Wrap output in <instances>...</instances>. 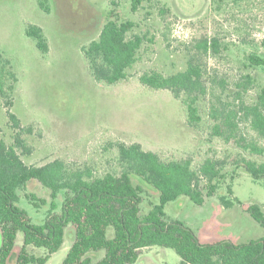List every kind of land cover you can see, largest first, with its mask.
I'll use <instances>...</instances> for the list:
<instances>
[{"label": "rangeland", "instance_id": "1", "mask_svg": "<svg viewBox=\"0 0 264 264\" xmlns=\"http://www.w3.org/2000/svg\"><path fill=\"white\" fill-rule=\"evenodd\" d=\"M47 1L49 12L42 10L37 0H0V52L9 59L17 77L11 106L0 103V138L10 144L18 131L7 116L8 110L19 120L20 128L27 129L21 133L31 147L29 155L21 154L26 164L40 166L61 159L67 165H86L95 176L117 173V142L139 143L163 159L189 157L196 165L205 158L223 160L227 173L234 157L264 160V154L245 148L264 147V138L249 127L243 109L254 103L257 89L264 86V67L249 66L247 61L251 53L264 56V0H144L135 12L130 0ZM110 11L112 18L134 22L128 37H144L138 62L127 80L115 85L96 82L81 54V47L97 38ZM30 23L42 28L47 54L42 55L25 35ZM212 38L220 44L217 53L197 48L199 42ZM189 63L201 68L206 89L198 102L202 120L197 128L187 126L181 104L170 92L148 89L138 81L143 72L167 75ZM246 73L257 84L243 92L238 84ZM232 109L238 114L239 126L225 142L211 135L214 121L210 113L216 111L220 119ZM139 183L145 213L158 203V197L146 183L148 189ZM216 186L202 205L186 196L169 201L164 207L166 215L191 227L202 242L229 239L244 243L262 236V227L245 209L256 204L264 212V180H253L236 168L233 180ZM29 191L46 198L47 204L37 207L30 203L25 198ZM19 195L18 205L33 223L41 224L50 205L49 190L30 182ZM221 197L233 205L226 207ZM55 202L61 206V194ZM69 231L68 227L61 248L45 264L63 260L72 242ZM17 235L16 252L22 243L21 233ZM28 250L36 256L46 253L42 248ZM102 255L91 254L93 260ZM14 260L12 256L8 264H15ZM179 261L173 249L150 246L142 248L132 264Z\"/></svg>", "mask_w": 264, "mask_h": 264}, {"label": "trees", "instance_id": "2", "mask_svg": "<svg viewBox=\"0 0 264 264\" xmlns=\"http://www.w3.org/2000/svg\"><path fill=\"white\" fill-rule=\"evenodd\" d=\"M143 1L130 0L131 11L135 12ZM37 2L49 12L47 0ZM105 17L97 38L83 45L81 54L96 82L115 85L127 80L129 71L138 62L144 37L127 36L134 27L133 21L112 18V11ZM25 35L35 42L42 55L47 54L48 42L40 26L27 24ZM219 45L217 39H204L197 48L217 53ZM261 45L264 46V37ZM247 61L249 66L264 67L262 55L251 53ZM202 75L198 65L189 63L185 69L167 75L155 70L143 72L138 81L148 89L170 92L180 102L187 126L197 128L202 120L199 98L206 93ZM16 81L9 59L0 52V103L6 108L12 104ZM255 84L256 79L246 73L238 87L246 92ZM243 109L249 127L264 138V86L257 89L254 103ZM7 116L18 131L10 144L0 138V264H8L12 256L15 264H45L61 248L68 227L72 242L59 264H132L138 260L140 250L150 246L173 249L180 258L179 264H264V233L244 243L229 239L202 242L191 227L169 218L164 211L166 203L180 196L202 205L206 197L214 194L217 183L235 178L236 168L244 170L253 180H264V160L234 157L227 173L223 160L205 158L196 165L189 157L163 159L155 151L144 150L139 143L117 142V173L95 176L88 166L67 165L61 159L40 166L29 165L21 158V154L31 153V147L21 137L27 129L20 128L19 120L8 110ZM210 116L214 121L211 135L228 142L239 126L237 112L232 109L217 119L218 113L212 110ZM245 148L264 154V147ZM30 182L49 190L50 205L41 224L33 223L18 205L19 190L27 189ZM139 182L145 187L146 183L158 197V203L151 204L145 213L141 208L143 189ZM59 194L60 207L55 202ZM25 198L37 207L48 202L32 191L25 193ZM221 201L226 207L233 205L225 197ZM236 202L240 204L237 199ZM245 211L264 231V212L260 206L252 204ZM18 233L22 235V243L16 252ZM28 247L42 248L46 253L36 256ZM99 252L103 255L93 260L91 254Z\"/></svg>", "mask_w": 264, "mask_h": 264}]
</instances>
